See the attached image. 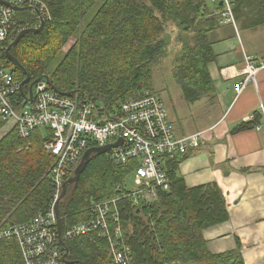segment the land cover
Instances as JSON below:
<instances>
[{"label": "trees", "instance_id": "obj_1", "mask_svg": "<svg viewBox=\"0 0 264 264\" xmlns=\"http://www.w3.org/2000/svg\"><path fill=\"white\" fill-rule=\"evenodd\" d=\"M43 1L50 18L10 49L23 69L0 51V65L12 67L19 81L26 75L30 81L46 76L53 90L96 101L112 113L131 95L144 90L157 93L154 70L169 55L170 43L179 40L172 76L184 98L193 102L207 96L214 101L208 64L215 54L209 32L215 10L223 5L209 9L204 0ZM245 1L235 0L236 4ZM260 1L263 9L257 14L264 15V0ZM14 18L19 27L39 25L31 10L16 11ZM17 34L9 37L7 46ZM9 123L0 120V229L45 212L53 191L49 169L54 157L44 148L47 129H35L23 138ZM247 126L242 123L235 130ZM179 161L168 163L169 190L158 191L152 201L133 204L123 196L133 163L117 164L106 152L92 153L79 179L67 185L59 201L62 231L91 218L92 200L117 199L119 221L115 224L130 246V264H245L239 245L222 252L207 248L203 232L228 220L227 201L216 182L188 187L177 172ZM65 243L67 258L74 264H114L107 240L96 232ZM0 264H24L15 237L0 236Z\"/></svg>", "mask_w": 264, "mask_h": 264}, {"label": "built area", "instance_id": "obj_2", "mask_svg": "<svg viewBox=\"0 0 264 264\" xmlns=\"http://www.w3.org/2000/svg\"><path fill=\"white\" fill-rule=\"evenodd\" d=\"M15 6H26L40 22L49 19L50 12L43 0H7ZM215 4L218 0H212ZM223 16H231L228 0H222ZM36 9L38 14L33 10ZM11 6L0 3V51H6L7 41L19 27ZM246 75L235 86L236 95L249 82L255 83V74L264 69V57L244 54ZM0 119L10 122L17 135L27 137L35 129H47L44 148L54 157L49 169L52 181V201L48 209L26 223L0 229V236L15 237L24 264H68L65 248L58 243V216L55 202L63 182L72 175L84 151L91 146L121 143L106 151L117 164L133 163L129 176L134 189H127L123 196L133 204L152 201L158 191L170 189L168 163L179 161L186 153L201 143L199 130L176 135L163 100L158 93L144 90L124 99L115 112H108L104 105L88 98L79 99L53 90L45 77L28 89L21 88V81L12 69L0 65ZM93 145H90V143ZM117 199L91 201V218L71 224L64 232L63 241L96 232L107 239L108 252L114 264H130L131 249L123 240L119 224ZM113 208V209H112ZM112 210H114L112 212Z\"/></svg>", "mask_w": 264, "mask_h": 264}, {"label": "crops", "instance_id": "obj_3", "mask_svg": "<svg viewBox=\"0 0 264 264\" xmlns=\"http://www.w3.org/2000/svg\"><path fill=\"white\" fill-rule=\"evenodd\" d=\"M221 0L212 7L219 4ZM231 16L215 10L209 32L215 59L208 64L214 101L204 96L203 118L186 119L176 135L206 130L201 143L180 159L177 172L188 187L216 182L225 195L229 218L203 232L211 252L237 249L245 264L264 263V69L236 95L234 86L246 75L244 54L264 57V15L260 0L236 4ZM206 4V3H205ZM263 18V19H262ZM261 19V20H260ZM167 109V108H166ZM168 112V111H167ZM169 116V115H168ZM171 120V119H170ZM242 123L249 126L235 130Z\"/></svg>", "mask_w": 264, "mask_h": 264}, {"label": "rangeland", "instance_id": "obj_4", "mask_svg": "<svg viewBox=\"0 0 264 264\" xmlns=\"http://www.w3.org/2000/svg\"><path fill=\"white\" fill-rule=\"evenodd\" d=\"M204 2L208 7H212L213 4L215 5L212 0H204ZM170 46L173 48L169 51V55L154 70L155 89L167 108L169 115L168 118L169 120L171 119L170 123L172 128L175 127L176 129L178 126L181 128V125H185L186 119L190 121L191 125H197L199 122H201L197 119L203 118V102H190L184 98L180 85L174 80L172 76L173 61L177 55V52L179 51L180 46L179 40H173L170 43ZM64 48H66V46ZM59 58L60 57L57 58L53 66L57 64ZM125 186L129 190L134 189L135 185L130 176L127 177Z\"/></svg>", "mask_w": 264, "mask_h": 264}, {"label": "water", "instance_id": "obj_5", "mask_svg": "<svg viewBox=\"0 0 264 264\" xmlns=\"http://www.w3.org/2000/svg\"><path fill=\"white\" fill-rule=\"evenodd\" d=\"M222 0L219 2V4L221 5L222 4ZM0 3L1 4H5V5H9L11 6L14 10L16 11H22V10H29L30 8L26 7V6H15V5H12L9 1L7 0H0ZM37 14H38V11L36 9H33ZM45 24V20L44 19H41L40 18V22H39V25L37 27H28V28H23L21 29L18 34L15 36V38L9 43V45L7 46L6 48V55H7V58L13 63L14 66L16 67H19L21 69H23V67L21 66V64L19 63V61L10 53V49L19 41V39L26 33V32H29V31H33V32H36V31H39ZM45 79L48 81V78L45 76ZM39 79H34L32 81H30V77L28 75H26V77L21 81V88L23 86V84H29L28 85V91H29V99L32 98V87L34 86V84L38 81ZM53 89H55L53 87ZM56 90V89H55ZM65 95H68L69 93L68 92H65L64 93ZM119 143H121V140H118L116 141L115 143H108V144H104L102 146H91L89 148H87L79 163L76 165L72 175L70 177H68L62 184V191L58 197V199L56 200L55 202V212L58 216V219H57V231H58V235H59V241L58 243L60 245H62L64 248H65V253H64V260L65 262H67L68 264H74L76 261L74 260H70L67 258V254H68V249H67V246H66V243L65 241L62 240L61 238V223H60V218H59V212H58V204H59V201L61 198L64 197V195L66 194V191H67V185L70 184V183H73L75 181H77L79 179V176L80 174L82 173V171L85 169L88 161H89V157L92 153H105L107 150H109L111 147H114L116 145H118ZM79 264H82L81 262H78Z\"/></svg>", "mask_w": 264, "mask_h": 264}, {"label": "bare ground", "instance_id": "obj_6", "mask_svg": "<svg viewBox=\"0 0 264 264\" xmlns=\"http://www.w3.org/2000/svg\"><path fill=\"white\" fill-rule=\"evenodd\" d=\"M0 120H2V121H4V122H7L6 120H4V119H0Z\"/></svg>", "mask_w": 264, "mask_h": 264}]
</instances>
